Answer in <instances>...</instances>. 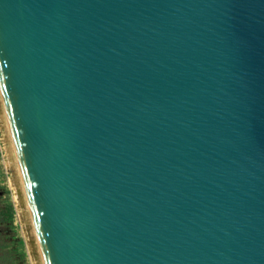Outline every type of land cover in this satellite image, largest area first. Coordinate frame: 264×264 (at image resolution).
<instances>
[{
  "label": "water",
  "instance_id": "1",
  "mask_svg": "<svg viewBox=\"0 0 264 264\" xmlns=\"http://www.w3.org/2000/svg\"><path fill=\"white\" fill-rule=\"evenodd\" d=\"M0 88L44 264H264V0H0Z\"/></svg>",
  "mask_w": 264,
  "mask_h": 264
},
{
  "label": "rangeland",
  "instance_id": "2",
  "mask_svg": "<svg viewBox=\"0 0 264 264\" xmlns=\"http://www.w3.org/2000/svg\"><path fill=\"white\" fill-rule=\"evenodd\" d=\"M8 141L5 121L0 112V264H39L34 250L32 253L27 205L16 191L17 173L8 161ZM9 204L13 207L11 217L3 210Z\"/></svg>",
  "mask_w": 264,
  "mask_h": 264
},
{
  "label": "bare ground",
  "instance_id": "3",
  "mask_svg": "<svg viewBox=\"0 0 264 264\" xmlns=\"http://www.w3.org/2000/svg\"><path fill=\"white\" fill-rule=\"evenodd\" d=\"M0 112L2 113L4 121H5L7 136H8V140H9L8 141L9 142V145H8L9 160L8 161H9V163H11L14 166L16 173H17L16 175H17L18 183L16 185V191L18 194H20L22 196L23 201L27 205V211H26L27 217L26 218H27L29 226H31V231H30L29 235H30V243H31L32 248H33L32 253L34 250V253L37 257L36 259L39 262V264H44L41 248H40L39 241H38V236H37L35 225L33 222L32 214H31V210H30V205L28 202V198H27V194H26V190H25V186H24V182H23V178H22V174H21V169H20V165H19V161H18V157H17L12 133H11L10 124L8 121V116H7L6 109H5V104H4L1 88H0ZM30 252H31V250H30Z\"/></svg>",
  "mask_w": 264,
  "mask_h": 264
},
{
  "label": "trees",
  "instance_id": "4",
  "mask_svg": "<svg viewBox=\"0 0 264 264\" xmlns=\"http://www.w3.org/2000/svg\"><path fill=\"white\" fill-rule=\"evenodd\" d=\"M3 210L5 211V213L7 212L8 216L11 217L12 213H13V207L11 204H9L7 207H3Z\"/></svg>",
  "mask_w": 264,
  "mask_h": 264
}]
</instances>
